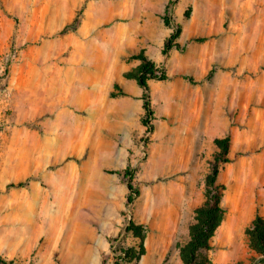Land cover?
<instances>
[{
    "label": "rangeland",
    "instance_id": "obj_1",
    "mask_svg": "<svg viewBox=\"0 0 264 264\" xmlns=\"http://www.w3.org/2000/svg\"><path fill=\"white\" fill-rule=\"evenodd\" d=\"M177 27L183 51L164 56ZM140 54L168 77L149 81L151 134ZM105 64L113 74L97 80ZM63 73L71 92L45 108L39 82ZM227 136L231 232L220 225L194 264H264L251 233L264 218V0H0V264H185ZM254 165L237 220L235 189Z\"/></svg>",
    "mask_w": 264,
    "mask_h": 264
},
{
    "label": "trees",
    "instance_id": "obj_2",
    "mask_svg": "<svg viewBox=\"0 0 264 264\" xmlns=\"http://www.w3.org/2000/svg\"><path fill=\"white\" fill-rule=\"evenodd\" d=\"M171 14V7L168 6L163 17L164 24L167 27L173 26ZM180 35V28L177 27L170 37L166 40L162 53L164 56H168L173 50L183 51L180 44L176 43L177 38ZM136 59L141 61V65L137 71L138 85L143 90V108L145 111L143 118V125L146 127V133H152V126L150 122L153 120L154 112L150 100V80H166L167 74L164 70L159 71L157 65L148 59L144 54L137 55ZM213 70L209 73L211 76ZM218 153L216 154L212 164L211 172L207 177L206 186L208 192V199L205 205L196 211L197 224L191 228V240L186 246L183 252V259L185 264H194L198 260V252L201 250H211L212 245L210 239L214 237L216 231L220 227L224 218V209L221 206V197L224 187L218 184V176L220 173V166L231 162L228 157L230 148L229 136L224 139L217 140ZM125 175L129 176L128 188L130 194L128 196V203H132L135 197L138 195V190L133 186L131 179L132 175L128 171ZM128 178V177H127ZM21 185L11 187H20ZM251 233L256 240L258 246V252L264 256V218L257 215L251 224Z\"/></svg>",
    "mask_w": 264,
    "mask_h": 264
},
{
    "label": "bare ground",
    "instance_id": "obj_3",
    "mask_svg": "<svg viewBox=\"0 0 264 264\" xmlns=\"http://www.w3.org/2000/svg\"><path fill=\"white\" fill-rule=\"evenodd\" d=\"M112 74H113V71L112 69H109L107 67V64L97 66L95 71H93V75L95 76L97 80H100L104 77L106 78L107 75H112ZM71 85H72V82H71V76L69 73H63L60 75L59 78H56V79L55 78L51 79L47 75H44L37 86V94L41 97L44 107L49 108L50 106L48 105V101L51 100L50 98H51L52 91L55 90L60 95L66 96L69 92H71V89H72ZM57 123L61 127H64L65 125L67 126V124L68 125L70 124V120L66 119L65 121H62V122L58 121ZM172 157L173 156H171V158ZM177 160H178V155L174 156V158L171 159V163H175L177 162ZM161 162H163V159H161ZM259 166L254 165V168L249 169V171H252L250 173H247V171H245L246 174H245L243 182L242 183L238 182V187L235 189L234 201H235L236 206L239 207L237 220L239 219L243 221L244 219L245 213L244 212L242 213L243 207L245 204V200L249 199V196H250L247 190H249L248 187H251L253 185V183H251V179L255 177V174L257 173L258 175H261L260 172L262 170L261 168L262 165H259ZM246 193H248V195ZM227 197L230 199V194H227ZM260 198L261 200L264 201V193L260 195ZM230 223L231 222H230V216H229V220L226 222V227H225L226 231H229L227 235H229L231 232Z\"/></svg>",
    "mask_w": 264,
    "mask_h": 264
},
{
    "label": "crops",
    "instance_id": "obj_4",
    "mask_svg": "<svg viewBox=\"0 0 264 264\" xmlns=\"http://www.w3.org/2000/svg\"><path fill=\"white\" fill-rule=\"evenodd\" d=\"M189 190L190 191H188V196H187V198H188V201H187V210H188V212L190 214H194V209L193 208L195 207V205H194L193 195H192V192H191L192 189L190 188ZM190 220L191 219L189 218L188 223H189V226H192V223H191ZM225 227H226V223L223 224V225H221V227L219 228V234L223 235L224 237H228L227 233L229 231H226V228ZM237 233H240V232H237ZM215 261L218 262V263H220V259H218V258H216Z\"/></svg>",
    "mask_w": 264,
    "mask_h": 264
}]
</instances>
